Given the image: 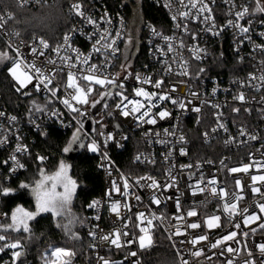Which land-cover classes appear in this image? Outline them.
Returning <instances> with one entry per match:
<instances>
[{
	"label": "built area",
	"instance_id": "2783aa9c",
	"mask_svg": "<svg viewBox=\"0 0 264 264\" xmlns=\"http://www.w3.org/2000/svg\"><path fill=\"white\" fill-rule=\"evenodd\" d=\"M145 1L158 7L163 12L165 19L158 25L152 23L144 25L143 59L136 70H131L132 60L123 59L122 47L128 40V23L123 6L119 5L115 8L106 0H68L66 14L70 20V25L65 34H72L71 47L77 49L82 57H90L89 64H103L102 72L104 75L118 78L119 82L125 85L123 92L129 99L140 100L147 107L148 102L143 97L135 96L134 90L143 87L149 93H167L172 99L182 101L185 108L180 109L178 104L174 105L170 100L160 101L153 98L155 107L151 109V112L155 114L166 109L171 113V116L164 120L157 118L155 124L141 123L138 126L132 115L124 117L116 108V104L120 103L121 98L115 95L117 91H120L115 88L112 92L113 95L107 96L94 107L90 104L78 105L75 101H71L75 107L85 112L84 116H80L71 112L60 102L63 98L70 99L68 94L72 90L69 89L67 92L64 90L69 69L66 66H61V71H55L56 66L43 64L47 72H55L53 84L49 87L59 85L58 98L52 97L50 92L43 87L40 91H36L34 88L35 80L33 84L19 92L21 102L20 105L16 106L17 110H12L0 94V112L5 114L0 117V124L3 125L0 128V139H4L5 136L10 137L8 143L0 146V184L8 188L12 180L28 170L32 161L41 163L36 159L37 156H44L46 157L44 161H47L48 156L46 154L35 152L33 149L37 139L47 134L50 129L68 133L70 139L75 133H80L85 140L83 152L96 159V168L102 177V190L90 202L100 201L99 208H88L85 218V235L88 240L86 261L73 264H102L99 257L107 259L111 264H143L140 253L152 247L154 243L153 234L156 229L165 234L177 264H182V261H187V264H228L229 260L232 261V264H246V262L264 264V254L257 247L258 244L264 243V231L259 228V224L264 221L258 220L245 226L243 216L233 215L229 217L222 209L225 199H230V197L221 199L213 195L211 187L206 183L215 178L217 192L223 188L230 194L241 195L243 199L238 201V207L248 209L244 215L253 213L262 215L259 213L257 204L264 202V196L260 193H252L251 176L264 174V169L257 171L253 167L248 173H231L229 169L254 162L264 163V87H260L261 82L258 80L254 82L257 87H251L249 83L250 74L254 73L259 76L264 70L261 63L264 61V52L256 50L248 42L240 44L237 51V42L243 37L238 36L237 31L233 28H222L220 35H213L211 32L203 31L206 25L199 21L173 20L174 12L183 10L175 3V0ZM54 2L55 0H27V2L24 0H0V22H2V26H0V52H7L9 57H15V48L18 47L24 59L27 61L35 59L38 66L46 58L58 61L57 53L53 49L63 44V38L56 45H51L45 38L39 36L24 40L19 37L15 29L8 28V21L11 18V13L7 9L8 4L12 3L21 8H33L51 5ZM77 2L82 3L87 14L98 21L97 25H88L84 23L81 17L75 15L71 10V5ZM242 2L252 4V0H235L237 5ZM166 3L171 4V10L165 6ZM212 7L218 26L225 25L232 18L224 0H216ZM105 16L110 22L102 19ZM250 19L252 20L253 40L256 44H264V38L258 35L259 32L264 31V24H261V21H264V13L254 15ZM177 23H187L190 29L199 34L198 40L194 42L191 36L184 32L183 28L176 27ZM240 23L247 25V19L240 21ZM153 28L160 35L154 36L151 31ZM105 30L111 34L110 40L115 39L116 41L114 47L118 51L115 55L105 56L103 53L92 52V46L97 37L93 36L91 39L89 37L94 31L103 33ZM117 33L120 35L117 36ZM164 36L173 38L172 43L176 46L183 39L185 47L179 48L178 53L176 51L169 53L163 39ZM41 38L46 40L50 47L45 50L43 56L36 59L30 52V46L34 42L38 43ZM194 43L198 44L200 48L206 49V53L200 60L195 59L188 50ZM223 47L225 50L222 51L221 55L229 54L233 62L227 66L224 72L211 75L207 65ZM157 49L162 51H157ZM60 55L63 56L65 53L61 52ZM67 55L72 58L73 63H76L75 52L69 51ZM105 61L107 63H104ZM165 61L171 64V72L164 70ZM183 61L187 62V76L180 74L183 70ZM9 67H11V61H5L0 71L16 90L17 85L8 72ZM78 67L87 68L88 66L78 64ZM200 69H204V71L201 72ZM137 75L163 79L162 89H156L151 83L142 84L138 82L135 79ZM92 87L94 91L89 97L90 102L92 99L99 100L100 93L111 88L99 85H92ZM24 92H28L29 95H24ZM241 92L245 96L244 102L234 99ZM213 105H218V107H213ZM37 107L45 108V111H36ZM195 108H199L200 111H195ZM233 109H240V111L236 112ZM53 111L59 115H51ZM12 116L17 119L15 121L8 119ZM190 118L200 120L203 126L199 137L203 149L200 151L193 148L191 140L184 130L185 123ZM219 123L224 124L227 130L218 128ZM214 128L217 129L215 132L212 131ZM242 128L248 134L256 135L257 139L251 140L248 135H240ZM77 129L80 131L77 132ZM166 129L169 130L168 134L165 133ZM100 132H103L104 135L101 136ZM109 133L115 139L104 145L103 141ZM157 133H159V137ZM134 135L137 137V142L132 140ZM180 136L184 137L182 143L178 140ZM161 140L168 141V143H161ZM93 141L100 146V151L94 153L88 150L87 146ZM17 143L27 146L28 153L16 154L17 160L25 167L12 172L11 169L15 168L16 164L10 160L9 163L4 164L3 161L8 160L14 154ZM127 146L139 149L124 164L125 172L118 166L114 155L124 152ZM181 148L184 149L185 155L180 154ZM169 151L172 152V156L165 159V155ZM104 152L107 153L110 163L102 159ZM137 156H140L141 159L137 160ZM185 165H191V167H181ZM169 170L176 177L175 187L152 189L144 186L150 181L141 180L139 184L135 183L139 177L151 176L163 186L170 182ZM190 176L191 179H189ZM201 177H203L204 182L200 183V187L206 190L204 192L197 191L193 195L189 185L197 184ZM125 179H127L130 189L129 195L122 197L113 188V182L123 191ZM237 179L244 186L242 191L236 185ZM256 186L261 187V192H264V185H261L259 181H257ZM109 191L112 192L111 200L107 196ZM153 192H156L161 200L159 205L152 203ZM137 196L140 198L139 201L136 199ZM177 199L180 202L179 210L176 208ZM112 201L121 203L119 215L110 211L109 206ZM124 204L129 205L131 210L125 209ZM189 210H195L197 215L187 217L186 213ZM141 212L145 213L146 218L155 217L149 232L152 243L145 248H140L139 236L143 234L140 232V226L147 227L146 220L143 225H140V222L136 220V214ZM7 214L8 211L3 206L0 197V225H5ZM97 215L100 217L99 220L95 219ZM179 215H184L185 219L183 221L177 220L176 217ZM214 215L221 217L220 227L209 230L204 221L207 217ZM125 217L127 219H124ZM192 222L201 223V228H184V225ZM124 223L128 224L126 229L128 236L122 237L123 246L121 248H116L99 239L100 233H109L114 228H123ZM235 224H240V228H235ZM178 227L181 231H186V235H174ZM251 229H256L255 233H252ZM92 230L97 231L95 239L89 235ZM232 231L237 232L235 240L223 241L216 248L210 247L211 243ZM245 232L249 233L247 237L243 235ZM200 233H207L209 240L201 242L193 248L188 241ZM0 234H4L2 227H0ZM126 241L127 243H125ZM8 242L11 241L8 240ZM2 243L4 242H0V244ZM228 246L239 249V251L234 253L224 251ZM196 249H203V254L199 257L192 256L191 252ZM11 252L12 250H5V252L0 253V264H11ZM131 253H136V255L133 256Z\"/></svg>",
	"mask_w": 264,
	"mask_h": 264
},
{
	"label": "snow or ice",
	"instance_id": "6c2138e0",
	"mask_svg": "<svg viewBox=\"0 0 264 264\" xmlns=\"http://www.w3.org/2000/svg\"><path fill=\"white\" fill-rule=\"evenodd\" d=\"M24 2H27V0H24ZM216 0H175V3L180 6L183 10H177L174 12L172 19L173 20H181V21H189V20H195L199 21L200 23L206 25V27L203 29V31L211 32L213 35H220L222 28H233L237 31V35L243 37V39L239 40L237 42V51L239 50V45L243 44L244 42L251 43L253 47L261 52H264V44H256L255 41L252 38L253 28H252V20L250 17L264 13V0H252V4H249L247 2H242L239 5L235 3V0H224V3L228 6V13L232 17L229 19L225 25L218 26L216 23V19L213 15V7L212 5L215 4ZM254 5V6H253ZM166 7H168L171 10V4L166 3ZM71 10L75 13L76 16H79L83 19L84 23L88 25H97L98 21L93 19L91 15H88L86 12V9L82 5V3L77 2L73 3L71 5ZM102 19H105L107 21L106 16L102 17ZM247 19V25H243L240 23V21ZM261 24H264V21H261ZM0 26H2V22H0ZM177 28H183L184 32L186 34H189L191 36V39L195 42L198 40L199 34L192 29L188 27L187 23H177ZM75 31V30H74ZM152 34L154 36L160 35L159 32H157L156 29H151ZM110 33H108L107 30H105L103 33H98L94 31L92 33V36L89 38L91 39L93 36L97 37L94 40L93 46H92V52L93 53H103L105 56L108 55H115V53L118 51L116 47H114L116 41L115 39L110 40ZM117 36L120 35V33L116 34ZM258 35L262 38H264V31L259 32ZM167 51L169 53L176 51L179 52V48H184L185 43L184 40L181 39L179 42V45L176 46L172 43L171 37L164 36L163 37ZM71 40H72V34H65L63 37V44L58 45L53 51L57 53L58 61L53 60L51 58H46L45 61L41 62V65L38 66L35 62V59L33 61H27L23 58V54L20 52L19 48H15V57H9L7 52H0V62L4 61H11V67L8 68V72L15 81L17 87L16 91L20 92L23 89H26L28 85L33 84V81L35 80L36 83L34 84V88L36 91H40L41 87L43 89H46L50 92L51 96L54 98L57 97V93L60 90L59 85L50 88L49 85L53 84L54 78H55V72H47L45 68L43 67V64H52L56 66L55 71H61V66H66L69 71L67 73V81L64 85V90L67 92L69 89L72 91L69 92V98H63L61 99V103L64 104L66 108H68L71 112L77 113L80 116H84L85 112H83L80 108L75 107L71 101H75L78 105H89L95 106L97 103H100L103 101L107 96L113 95L110 91H105L100 93V99H92L91 102L89 100L90 95L94 91V88L92 85H99V86H108V87H114L116 89H119L120 91H117L115 95L119 96L120 103L116 104V108L120 111V114L124 117H128L129 115H132L138 126L141 123H147V124H155L157 122V118L160 120H164L171 116V113L168 110H162L158 113L153 114L151 112V109L155 107V104L153 103V98L156 100L164 101V100H170L172 104L179 105L180 109L185 108V104L178 100V99H172V97L167 93L162 92H153L149 93L146 91L143 87L136 88L135 96L137 97H143L147 102L148 106L146 107L144 103H142L140 100H134L129 99L128 96H126L123 92V89L125 85L122 82H119L118 78H113L111 75H104L102 72L103 64L97 65V64H89L90 57L83 56L82 54L75 48L71 47ZM50 45L49 43L44 39H39L38 43L34 42L30 46V52L33 57L38 59L40 56H43L45 54V50L49 49ZM110 50V51H109ZM195 57V59L200 60L202 59L203 54L206 53V49L200 48L198 44L194 43L191 48L188 49ZM75 52L76 53V63L72 62V58L67 55V53ZM157 51H162L161 49H157ZM63 52L65 55L61 56L60 53ZM243 59V57H241ZM104 63H107L105 61ZM262 63V68H264V61ZM79 65H87V68L78 67ZM125 67V66H122ZM182 72L181 75H188L187 71V62H182ZM75 69V71H73ZM164 70L167 72L172 71L171 64L165 61V67ZM126 71V68H125ZM201 72L204 71V69H200ZM135 79L142 83V84H149L151 83L156 89H162V86L164 84L163 79H154L152 77H141L140 75H137ZM260 81V87H264V70H262L261 74L259 76L253 74H250L249 76V83L251 87H257V85L254 83L255 81ZM84 85V86H82ZM174 90V89H173ZM215 92V89H213ZM24 95H29L28 92H24ZM193 95H196L193 93ZM234 99H237L241 102H244L245 96L244 93L241 92L238 96L234 97ZM131 106V107H129ZM213 107H218V105H213ZM36 111L43 112L45 111V108L37 107L35 109ZM195 111L199 112V108H195ZM233 111L239 112L240 109H233ZM111 114V113H109ZM5 114L3 112H0V117H3ZM51 115L56 116L59 115L57 112L53 111ZM11 121H15L17 118L15 116H12L10 118ZM31 122V121H30ZM3 125L0 124V128H2ZM117 127H119L117 125ZM218 128H225V125L222 123L218 124ZM217 129H212L213 132H215ZM225 130H227L225 128ZM80 129H77V132H79ZM165 133L168 134L169 130L166 129ZM101 136L104 135L103 132L99 133ZM174 135V133H172ZM207 136V133H205ZM240 135H248L249 139L256 140V135H250L247 133L245 129H240ZM157 136L159 137V133H157ZM10 137L5 136L4 139H0V146L6 144L9 142ZM78 139V136L76 134L73 135V142ZM115 137L109 133L106 137V139L103 141L104 145H107L109 141L114 140ZM178 140L182 143L184 141V137L180 136L178 137ZM161 143H168V141L161 140ZM88 150L91 152H98L100 151V146L97 145L95 141H93L88 146ZM71 150V144H69L68 147L64 148V152H68ZM28 148L27 146H23L20 143H17V146L15 148L14 154H12L8 160L3 161L4 164L9 163V160L14 162L16 164L15 168H12L11 171L15 172L18 168H24L25 165L21 164L17 160L16 154H27ZM180 154L185 155V151L183 148L180 149ZM172 156V152L169 151L165 155V159H168ZM36 159L40 161L41 163L46 159L44 156H37ZM102 159L104 161H107L110 163L109 157L107 156V153L104 152L102 155ZM141 157L137 156V160H140ZM147 160V158H145ZM154 162V161H149ZM223 163V162H221ZM182 168L191 167V165H185L181 166ZM255 167L257 171L260 169H264V163L260 162H254L253 164L244 165L242 167L237 168H231L229 171L231 173H238V172H244L248 173L251 168ZM169 177V183L165 185H160L153 177L147 176V177H139L136 184H139L141 180L144 181H150V183H146L144 186L152 189H160L161 187L167 188V187H175L176 186V177L172 175L171 170L168 172ZM191 179V176L189 177ZM252 186L251 191L253 194L260 193L262 196H264V192H261V187H257V181L261 183V185H264V174L260 175H252ZM204 182L203 177L200 178V181L197 182L195 185H189V188L192 189V194L195 195L197 191L204 192L206 189L200 187V183ZM208 186L211 187V193L213 195L218 196L221 199H225V203L223 204V212L226 213L229 217L233 215H241L243 216V223L245 226H248L251 223H255L258 220L264 221V202H260L257 204V207L259 208V213L262 215H258L256 213L250 214V215H244L248 212L247 208L240 209L238 207V201L243 199V197L237 193H228L223 188L220 189L219 192H217V188L215 185L217 184V181L215 178L209 180L206 182ZM236 185L241 191L243 190V185H241V182L239 179L236 180ZM21 188H27V184H21ZM77 187V182L71 177L67 175V166L60 162L58 171H56L53 175H45L44 171L41 169V179L38 180L35 184V187L32 189L35 200H36V212H30L26 211L23 208H16L15 211L12 213L11 219L12 224L3 226L0 225V227L3 228L5 232H7L9 229L15 230L17 232L23 231L25 233L30 232L28 221L33 220L36 215H38L40 212H49L51 211L53 215L60 216L62 215L71 205L73 196L75 195ZM58 188H62V191H58ZM113 188L117 193H120L122 197H126L129 195V189L130 185L127 181V179L124 180L123 183V191H121L120 187H117L115 182H113ZM13 190L10 188L3 187L2 184H0V193H2L4 196L9 195ZM107 196L109 200H111L112 192L109 191L107 193ZM137 201H139V196L136 197ZM152 203L159 205L161 203V200L156 195V192H153L152 195ZM100 201H93L88 205V208H99ZM110 211L114 214L119 215L121 210V203L119 201H112L110 203ZM123 207L130 211V207L127 204H124ZM176 208L180 209V202L179 199L176 200ZM197 215V212L195 210H189L186 213L187 217H194ZM95 219L99 220L100 217L97 215ZM124 219H127L125 217ZM153 219H155L154 216L150 218L145 217V213L141 212L136 214V220L140 222V225H143L146 220L147 227L140 226V232L143 233L139 236V246L140 248H145L151 245L152 238L149 235V232L151 231V226L153 225ZM177 220L183 221L185 219L184 215H179L176 217ZM220 220L221 217L219 215L209 216L205 219L204 224L206 225L207 229H214L220 227ZM139 226V225H137ZM235 228H240V224H235ZM128 228V224L124 223L123 228H114L109 233H100L99 239L102 241H105L109 243L110 245L121 248L122 245V237L128 236V231L126 230ZM185 229H199L201 228V223L199 222H192L184 225ZM260 230L264 231V222H261L259 224ZM256 229H251L252 233H255ZM89 235L95 239L97 237V231L92 230L90 231ZM176 236H182L186 235V231H181L178 227L177 232L174 233ZM245 237L249 235L248 232L243 233ZM237 237V232L232 231L228 235L222 237L221 239L216 240L214 243L210 244L211 248L218 247L223 241H231L235 240ZM73 239H78L75 234H72ZM209 236L207 233H200L188 241L193 248L201 242L208 241ZM0 242H4L0 244V253L5 252V250H12L11 252V264H16L18 260L24 255V252L22 249L24 248L23 243L21 240L17 239L15 242H8V237L4 234H0ZM239 243V241H236ZM127 243V241L125 242ZM259 251L264 254V243L257 245ZM224 251L228 253H234L239 251V249H234L231 246H228L224 249ZM203 254V249H196L195 251L191 252L192 256L199 257ZM131 255H136V253H131ZM251 255V253H249ZM75 256V252L72 250H69L64 247H52V250L49 255H45L42 257L44 260V264H72V258ZM102 264H111L110 261L103 257H99ZM182 264H187V261H182ZM228 264H232V261L229 260ZM246 264H250V262H246Z\"/></svg>",
	"mask_w": 264,
	"mask_h": 264
},
{
	"label": "trees",
	"instance_id": "16d2710c",
	"mask_svg": "<svg viewBox=\"0 0 264 264\" xmlns=\"http://www.w3.org/2000/svg\"><path fill=\"white\" fill-rule=\"evenodd\" d=\"M68 0H55L51 5L40 7L21 8L10 3L7 5L11 18L8 21V28L15 29L19 37L29 40L32 37L39 36L45 38L51 45H56L61 41L67 32L70 20L66 14ZM87 1V0H86ZM113 7L123 6L128 23V40L122 49L130 42L132 37L138 41V50L131 59L133 62L131 70H136L143 59V27L146 23L159 24L165 17L163 12L156 6L149 4L145 0H130L125 3L122 0H106ZM223 49L213 57L209 63V74L215 75L224 72L227 66L233 62L229 54L221 55ZM126 61L128 59H125ZM0 94L5 102L10 105L12 110H17L16 106L20 105V93L15 90L13 85L0 71ZM187 135L189 136L193 148L200 151V133L203 126L200 120L190 118L185 123ZM70 140L68 133H63L56 129H50L47 134L40 136L34 146L35 152H40L48 156L47 161L42 164L32 161L28 170L21 176L12 180L9 187L13 191L4 196L0 193L3 206L7 209L8 214L5 225L12 224V213L20 207L26 211L36 209L33 198L29 194L14 195L15 190L20 189L21 184H27L34 188L38 180L41 179V169L45 175H53L58 171L60 162L67 166V175L77 182L76 192L72 199V204L77 206L72 209L76 214L73 221L72 229L68 230L65 222L59 216L53 215L51 211L40 212L36 217L28 221L30 232L25 233L22 230L17 232L9 229L4 232L8 240L15 242L21 240L24 245L22 251L24 255L20 258L18 264H44L42 257L50 256L52 247H64L75 252L72 258V264L75 262L86 261V250L88 240L85 235V218L88 213V205L91 200L101 193L102 177L96 168V159L93 156L81 152L73 160L66 157L64 148L67 147ZM133 142H137V137L132 136ZM139 148L127 146L124 152L117 153L114 158L118 166L126 172L124 164L128 162L133 153ZM202 152V151H201ZM62 191V188H58ZM64 222V223H63ZM75 234L78 239H73ZM154 243L150 249L140 253L143 264H177L175 255L169 245V242L163 232L156 229L153 234Z\"/></svg>",
	"mask_w": 264,
	"mask_h": 264
},
{
	"label": "rangeland",
	"instance_id": "374dc122",
	"mask_svg": "<svg viewBox=\"0 0 264 264\" xmlns=\"http://www.w3.org/2000/svg\"><path fill=\"white\" fill-rule=\"evenodd\" d=\"M122 1H124L125 3L130 2V0H122ZM137 50H138V41H137V39L132 37L130 42L122 50L123 59L131 60L134 57V55L137 53ZM4 63H5V61L0 62V68L3 67ZM76 208H77V206H75V204L73 205L71 203L69 208L62 215L59 216L65 222V225H66L68 230L72 229L73 221L76 218V214L73 212V210Z\"/></svg>",
	"mask_w": 264,
	"mask_h": 264
},
{
	"label": "water",
	"instance_id": "95a60500",
	"mask_svg": "<svg viewBox=\"0 0 264 264\" xmlns=\"http://www.w3.org/2000/svg\"><path fill=\"white\" fill-rule=\"evenodd\" d=\"M115 88L111 87L108 91L113 92ZM78 136V139L73 142V137L69 140V144H71V150L68 152H65V155L68 159L73 160L76 156H78L81 152H83V146H84V137L80 133H75ZM33 188H31L32 191ZM19 261V260H18ZM17 261V262H18Z\"/></svg>",
	"mask_w": 264,
	"mask_h": 264
},
{
	"label": "flooded vegetation",
	"instance_id": "af4514ba",
	"mask_svg": "<svg viewBox=\"0 0 264 264\" xmlns=\"http://www.w3.org/2000/svg\"><path fill=\"white\" fill-rule=\"evenodd\" d=\"M15 196L16 195H20V194H29V196H31L33 198V202H34V205L36 206V200H35V195L33 193V191H31V187H27V188H20V189H17L15 190V192L13 193ZM31 212H36V209L32 210Z\"/></svg>",
	"mask_w": 264,
	"mask_h": 264
}]
</instances>
